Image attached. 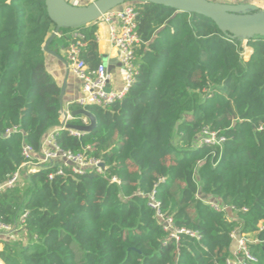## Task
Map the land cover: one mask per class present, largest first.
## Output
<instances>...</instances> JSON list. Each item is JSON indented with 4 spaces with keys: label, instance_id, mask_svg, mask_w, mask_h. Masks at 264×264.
<instances>
[{
    "label": "trees",
    "instance_id": "1",
    "mask_svg": "<svg viewBox=\"0 0 264 264\" xmlns=\"http://www.w3.org/2000/svg\"><path fill=\"white\" fill-rule=\"evenodd\" d=\"M128 5L138 12L141 39L135 83L122 100L88 108L92 132L56 137L64 151L101 160L104 173L23 170L21 183L0 192V223L14 228L26 213V241L1 242L0 260L226 264L240 231L256 241L248 245L254 264H264V38L241 41L200 15ZM98 29H61L49 49L67 50L78 30L81 58L95 70L103 64ZM54 30L45 0H0V187L27 162L24 145L38 154L61 126V87L44 51ZM205 129L225 141L199 145ZM151 196L177 229L197 237L172 238ZM212 199L228 210L212 209Z\"/></svg>",
    "mask_w": 264,
    "mask_h": 264
},
{
    "label": "built area",
    "instance_id": "2",
    "mask_svg": "<svg viewBox=\"0 0 264 264\" xmlns=\"http://www.w3.org/2000/svg\"><path fill=\"white\" fill-rule=\"evenodd\" d=\"M91 3L97 0H90ZM219 4H244L243 0H208ZM251 5L257 7L258 11H264V0H246ZM78 3V2H77ZM76 3V4H77ZM75 4V5H76ZM138 12L132 5H124L117 10L108 13L100 21H103L109 26V38L112 48L116 51L118 61L122 66L124 73V86L121 90H115L112 85V76L108 72L105 64H101L97 69L91 70L89 66L82 60L81 51L86 47L84 35L76 30L71 33L75 40L67 49V60L71 73L82 82L81 94L71 104H77L80 109L89 108L91 106L106 107L122 100L128 90L136 81L137 65L135 64V51L140 45L141 39L138 34L137 23ZM67 111V117H64L63 112ZM61 126L49 134L42 141V147L38 154H35L32 148L28 145L23 147V156L27 162L15 173L9 181L0 187V192L7 189H14L21 183L23 170L28 173L37 171L41 168L53 167L56 169V175H62L65 168H70L75 174H84L89 170H95L100 174L105 171L104 163L94 157L85 154H74L70 151H64L56 144V137L61 131H68L71 136L81 138L85 133L67 129V125L74 121H79V126H88L90 121L84 116L73 117L71 111L64 107L61 109ZM64 123V124H62ZM17 131V128L8 130L3 137L10 138ZM224 138L219 137L216 132L210 129H205L199 140V145H221ZM54 175L50 176L53 179ZM113 183H119L117 178L111 180ZM215 211H227L228 207L222 203L208 201L207 202ZM151 207L157 211V218L162 224L165 231L169 232L172 238L179 240L180 234H187L192 237H197L196 233H192L185 229H177L174 221L170 217L164 216L159 211V203L151 196ZM27 214L21 215L17 226L10 227L0 223V236L5 233H18L24 229ZM234 248L230 258L226 264H254L257 262L252 255L248 245L251 241L246 235L236 231L232 235ZM1 249V245H0Z\"/></svg>",
    "mask_w": 264,
    "mask_h": 264
},
{
    "label": "water",
    "instance_id": "3",
    "mask_svg": "<svg viewBox=\"0 0 264 264\" xmlns=\"http://www.w3.org/2000/svg\"><path fill=\"white\" fill-rule=\"evenodd\" d=\"M129 3H151L178 12L206 17L212 20L222 33L241 41L254 37L264 38V11H258L257 7L251 4H219L208 0H97L86 6H76L66 0H45L48 15L55 24L54 32L44 44L45 53L59 57L49 47L59 36L61 29H78L96 24L108 13ZM66 84L67 79L61 88L62 107ZM63 114L67 117L68 112L64 111ZM71 115L84 116L89 119L90 124L88 126L67 125V129L90 133L97 125L95 117L88 108L72 111ZM0 263L3 262L0 260Z\"/></svg>",
    "mask_w": 264,
    "mask_h": 264
},
{
    "label": "crops",
    "instance_id": "4",
    "mask_svg": "<svg viewBox=\"0 0 264 264\" xmlns=\"http://www.w3.org/2000/svg\"><path fill=\"white\" fill-rule=\"evenodd\" d=\"M67 1L73 5H75L78 2L76 6H86L91 3L90 0H67ZM244 4H250V3L245 2ZM97 24L99 28L98 29L99 47L103 59V64H105L108 72L112 76L113 88L115 90H121L124 86V73L122 66L118 61L117 53L110 44L109 26L105 24L103 21H99ZM50 50L55 52L57 55H59V57L46 53V67L48 72L54 77V79L61 88L65 80L67 79L65 95L63 99V107L66 110H69V104L75 101L81 94L82 82L78 80L71 73L69 69V64L67 60V50L61 48L59 53L53 49ZM211 201L220 203L218 199H212ZM20 239L25 240L22 231L18 233H8V234L5 233L0 236V243L14 242V241H19Z\"/></svg>",
    "mask_w": 264,
    "mask_h": 264
},
{
    "label": "rangeland",
    "instance_id": "5",
    "mask_svg": "<svg viewBox=\"0 0 264 264\" xmlns=\"http://www.w3.org/2000/svg\"><path fill=\"white\" fill-rule=\"evenodd\" d=\"M243 1L246 2V3L248 2V1H246V0H243Z\"/></svg>",
    "mask_w": 264,
    "mask_h": 264
}]
</instances>
